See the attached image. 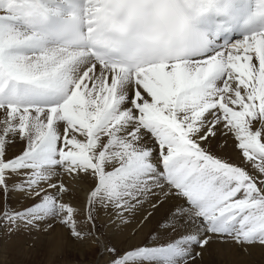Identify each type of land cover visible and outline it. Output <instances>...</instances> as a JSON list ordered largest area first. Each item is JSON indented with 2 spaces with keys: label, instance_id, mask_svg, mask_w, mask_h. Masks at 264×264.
<instances>
[{
  "label": "snow or ice",
  "instance_id": "1",
  "mask_svg": "<svg viewBox=\"0 0 264 264\" xmlns=\"http://www.w3.org/2000/svg\"><path fill=\"white\" fill-rule=\"evenodd\" d=\"M225 3L0 0V228L57 252L88 242L105 264L264 247V28L219 44L201 17ZM228 140L235 163L215 154ZM63 176L89 183L83 204ZM137 218L161 232L102 239Z\"/></svg>",
  "mask_w": 264,
  "mask_h": 264
},
{
  "label": "rangeland",
  "instance_id": "2",
  "mask_svg": "<svg viewBox=\"0 0 264 264\" xmlns=\"http://www.w3.org/2000/svg\"><path fill=\"white\" fill-rule=\"evenodd\" d=\"M233 141L231 142V144ZM233 145V144H232ZM234 163V162H233ZM106 217H102L100 221H98V225H104ZM137 233H138V227ZM151 228H149L150 230ZM17 235H9L6 230L3 228H0V264H23L24 261H27V259L21 260V259H11V256L18 257L20 255L28 256L32 259V264H49V262H46L47 255H50V249L46 248L42 245V241H40L41 238L37 237L36 235L31 234L29 231H25L21 229ZM142 232L145 234L137 235L136 231L131 232L129 235L130 237H127L125 239L120 240L118 243L123 244L124 246H127V244L135 243L125 247L121 245L122 249H130L134 246L144 245L146 243L151 242V239L153 238V235H155L154 232H152V229L150 231ZM103 236L102 239L107 240L109 237L111 239L113 238L111 233V229H103ZM37 232V231H35ZM150 232V233H149ZM141 233V232H140ZM133 235V236H132ZM146 235V236H145ZM151 235V236H150ZM66 237V234H64ZM145 236V237H144ZM117 241L118 238L114 237ZM139 238V239H138ZM161 239H166V237H161ZM70 240V239H69ZM127 240V241H126ZM131 241V243H130ZM71 244V250H68V253L66 255L65 260L59 258L55 264H105L106 257L104 259H100L98 253L95 255V257L92 258L93 262L88 260L87 258L81 256L79 254V251L83 246H79L77 243L73 242L72 240L69 241ZM118 243L116 244L118 246ZM68 244V240H67ZM120 247V246H119ZM227 252H229V255L227 252L225 254V259L219 258V261H214L211 264H264V247L260 246H252L256 247L252 250H247V248H251L250 246L245 248L244 250H241L240 248H237L234 245L228 246ZM233 248V249H231ZM262 249V250H259ZM64 252V251H62ZM61 252V253H62ZM74 256H73V254ZM257 253V254H256ZM259 256H256L258 255ZM72 255V256H71ZM76 256V257H75ZM263 256V257H262ZM69 257V258H68ZM83 258V259H81ZM263 258V259H262ZM95 260V261H94ZM225 260V261H224ZM51 264H54L53 262Z\"/></svg>",
  "mask_w": 264,
  "mask_h": 264
},
{
  "label": "bare ground",
  "instance_id": "3",
  "mask_svg": "<svg viewBox=\"0 0 264 264\" xmlns=\"http://www.w3.org/2000/svg\"><path fill=\"white\" fill-rule=\"evenodd\" d=\"M218 141L220 143H224L225 142V138L224 137H218ZM231 142H232L231 140H228L227 143L225 144L224 149H222V150L217 147L215 149V154L218 155V156H220L223 159H226V160H229L230 162H234L235 163V162L238 161V152H237V150H235L233 148V145H232L233 143L231 144ZM19 147H20V145H17L14 148H12L11 150L12 151H16V150L19 149ZM62 179L64 180L65 184L69 187L70 194L73 197V201L74 202H79L80 204H83L86 201V198H87V195H88V192H89V183L86 182V181H84V180H73V179L69 178L68 176H63ZM17 200H18V198L10 199L9 203L13 207H19V204L17 203ZM157 219H159V218H157ZM136 227H138V233L136 231L137 230ZM149 228H151L152 229V232H154L155 234H157L158 232H161V230L158 229L157 221L156 220H153L151 223H147V224L140 225L139 224V218H137V219L133 220L132 223H130L128 225V229L124 233H122V234L113 235V231L110 228L111 229L110 235L113 236L112 242L116 245L120 240L125 239V237L127 235H129L131 232L136 231L137 235L145 234V233H142V232L148 231ZM19 232L13 233L11 235H17ZM31 234L36 235L37 237L41 238L40 241L43 240V236H42V234L40 232L31 231ZM56 234L57 235L64 236V234H66V233H64L63 229L57 225V227H56ZM114 237L118 238V241ZM127 237H130V235L127 236ZM161 237H163V235H161ZM69 241L70 240H68V244H66V246H65V248L63 250L64 252H62V253L61 252H57V251L50 250V255H47L46 262H49V264H51L53 262L55 264V262H57V260L59 258H61V257L65 258L66 255H67V253H68V250H71V244L69 243ZM130 243H131V241H130ZM134 243L127 244V246H124L123 244H119L118 243V246L121 247V245H123L124 248H125V247H128V246H130V245H132ZM77 244L79 246H83V248H81L80 251H79V254L81 256L87 258L88 260H90L92 262H93V259L92 258L95 257V260H96V256L95 255L97 254V250H96V246L95 245H90L88 242H85L83 244H80V243H77ZM228 246H229V244H221V243H215V244H213L209 248L208 252L205 253L204 258L201 261V264H211L212 262H214L216 260L219 261L218 259L219 258L221 259V257H222V259H225V254H226V252H227V250L229 248ZM250 247L251 248H247V250H249V249L252 250V249L256 248V247H252V246H250ZM231 249H233V248H231ZM259 250H262V249H259ZM227 253L229 254V252H227ZM74 254H73V256H74ZM229 255H231V254H229ZM256 256H259V254L256 255ZM63 258H61V259H63ZM11 259L12 260H14V259H21V260L27 259V261H24L23 264H32L33 263L32 259L30 257L23 256V255H20L18 257L11 256ZM81 259H83V258H81ZM63 260H65V259H63Z\"/></svg>",
  "mask_w": 264,
  "mask_h": 264
}]
</instances>
